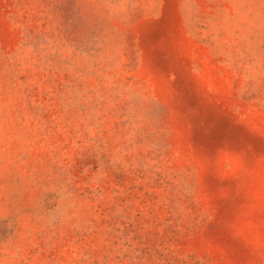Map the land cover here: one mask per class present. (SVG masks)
<instances>
[{
  "label": "rangeland",
  "instance_id": "obj_1",
  "mask_svg": "<svg viewBox=\"0 0 264 264\" xmlns=\"http://www.w3.org/2000/svg\"><path fill=\"white\" fill-rule=\"evenodd\" d=\"M0 264H264V0H0Z\"/></svg>",
  "mask_w": 264,
  "mask_h": 264
}]
</instances>
